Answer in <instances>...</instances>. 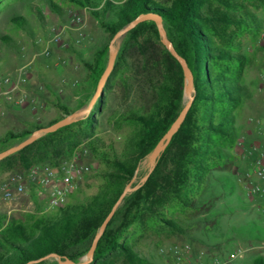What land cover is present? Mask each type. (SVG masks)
<instances>
[{
  "label": "trees",
  "instance_id": "16d2710c",
  "mask_svg": "<svg viewBox=\"0 0 264 264\" xmlns=\"http://www.w3.org/2000/svg\"><path fill=\"white\" fill-rule=\"evenodd\" d=\"M5 1L0 0V10ZM44 1L55 13L60 12L58 0ZM63 1L86 8L111 38L142 14L159 16L168 38L186 59L194 77L195 99L184 123L148 180L126 196L100 238L90 263L145 264V257L136 250L135 239L143 234L146 222L181 230L175 213L183 209H205L217 197L213 184L227 178L215 179V173L230 171L237 159L233 151L238 141L237 111L247 98L243 74L249 57L234 51L232 42L239 31L260 30L262 23L246 9L243 0ZM259 1L264 3V0ZM11 22L19 29L28 30L29 21L24 15L14 14ZM2 41L10 43L13 39L3 36ZM134 49L154 101L118 119L119 127L123 124L129 127L123 137L122 152L118 153L114 144L103 142L95 116L103 112V95L110 87L111 78L117 76L120 67L130 66ZM108 57L109 44L95 53L92 62L84 63L86 81L94 91ZM185 88L182 67L162 44L156 23L146 21L130 30L93 111L0 161V167L8 168L19 165L26 169L34 163L56 166L63 159H71L86 141L81 152L87 148L91 158L100 164L99 171L92 177L97 181L95 193L85 194L80 199L74 196L82 193L79 188L70 196V199L75 197L73 201L53 215L40 217L29 225L9 223L0 234V264H59L45 259L52 254L77 262L86 254L103 221L134 178L139 163L149 157L181 112ZM55 106L62 115L49 125L77 110L60 102ZM82 106L80 104L78 109ZM33 131H8L0 137V150L22 142ZM223 184L229 186L226 182ZM4 218L0 216V224ZM252 264H264V257H257Z\"/></svg>",
  "mask_w": 264,
  "mask_h": 264
},
{
  "label": "rangeland",
  "instance_id": "374dc122",
  "mask_svg": "<svg viewBox=\"0 0 264 264\" xmlns=\"http://www.w3.org/2000/svg\"><path fill=\"white\" fill-rule=\"evenodd\" d=\"M57 3L61 6L59 13H55L44 0H7L1 6L0 79L14 74L29 61L34 52H40L47 41L62 29V39L69 45L54 46L49 56L40 55L37 58L24 85L29 97L28 103L17 106L6 102L4 109L0 111V137H4L8 131L18 133L35 130L37 126H48L62 115V111L55 106L57 102L70 109H77L74 113L89 109L85 116L93 111L94 105L90 106V103L95 91L86 81L87 69L84 63L92 62L95 53L110 44L113 38L86 8L67 4L63 0H58ZM243 3L261 21L262 28L239 31L232 42L235 45L234 51L249 57L243 74L247 98L237 111L238 141L233 148L237 159L230 171L215 173V179L227 178L221 183L213 184L212 189L217 197L205 209H183L175 213L174 216L182 226L181 230L158 227L152 222H146L143 234L135 239L136 250L145 257V264H252L257 257H264V201L249 198L245 190V175L256 156L253 148L260 140L256 121L264 117V3L259 0H243ZM14 14L24 15L28 19V30L13 26L11 18ZM77 16L82 17L80 25L73 24V19ZM3 36L11 37L13 42L2 41ZM126 36L127 33L115 43L118 54ZM23 48L27 50L25 56L22 54ZM139 59L137 50H132L130 66L120 67L117 76L111 78L110 87L103 95V112L95 116L103 142L107 145L114 144L118 153L122 152L123 137L129 131L126 124L121 127L117 125L118 119L154 101V94L146 75L141 71ZM80 104L83 106L78 109ZM86 145L84 141L71 159L61 161H72L80 156L78 160L81 163L92 165L93 171L86 174L80 186L79 191L82 193L74 194L80 199L85 194L96 192L97 181L92 177L100 168L99 161L91 158L87 148L81 152V148ZM35 164L42 163H34L30 167ZM29 168L22 169L19 165L14 168L0 167V184ZM148 170L147 158L136 168L135 183ZM223 182L229 186H224ZM74 198L69 199V202ZM9 202L14 201L0 200V216H5L0 224V234L13 221L29 225L40 217L56 212L47 211L45 205L33 195L22 198L18 205H11ZM87 254L88 252L77 262H82ZM47 259L50 263H59L56 258Z\"/></svg>",
  "mask_w": 264,
  "mask_h": 264
},
{
  "label": "built area",
  "instance_id": "2783aa9c",
  "mask_svg": "<svg viewBox=\"0 0 264 264\" xmlns=\"http://www.w3.org/2000/svg\"><path fill=\"white\" fill-rule=\"evenodd\" d=\"M82 22L81 16L73 19L74 25H80ZM63 30L56 32L40 49V52H34L29 61L19 67L14 74L0 79V111L4 109L6 102H12L17 106L28 103L29 97L24 85L33 65L40 55L49 56L54 46L69 45L62 39ZM26 53L27 50L23 48L22 54L25 56ZM256 122L260 131V140L253 148L256 156L245 175V190L249 198L264 201V117ZM78 158L56 166L35 164L24 173L12 175L0 184V200L14 201L23 195H33L45 205L47 211L64 208L70 196L80 188L86 174L93 171L92 165L81 163ZM233 258L236 256L233 255Z\"/></svg>",
  "mask_w": 264,
  "mask_h": 264
},
{
  "label": "water",
  "instance_id": "95a60500",
  "mask_svg": "<svg viewBox=\"0 0 264 264\" xmlns=\"http://www.w3.org/2000/svg\"><path fill=\"white\" fill-rule=\"evenodd\" d=\"M146 21H154L156 23L160 37H161L162 44L167 48V50L170 52V54L179 62V64L182 67L184 76L186 78L184 106H183L181 112L179 113L178 117L176 118V120L172 123L169 130L165 133V135L161 138V140L157 143V145L153 149L152 153L149 155V157H148L149 172L147 173L146 176H144L141 179L140 183L133 186L135 181H136V177H134L132 179V181L128 184V186L125 188L124 192L122 193V195L120 196L118 201L113 206L111 212L108 214V216L103 221L99 232L95 235L93 242L91 244V247H90L88 254L85 257V259L82 262H75V261H73L67 257H61L57 254L49 255L45 259L56 258L59 260V264H90L92 262V260L94 258L95 251H96L98 243H99V240L102 237V235L104 234V232H105L109 222L112 220L115 212L117 211L119 206L123 203L124 199L126 198V196L129 193L137 190L142 184H144L148 180L149 176L154 171L161 155L164 153L166 148L169 146L174 135L181 128L182 124L184 123V121H185V119H186V117H187V115H188V113L192 107V104H193L194 99H195L193 74L189 68V65H188L186 59L183 58L177 52L173 43L168 38L167 31L164 28L162 19L159 16L152 15V14H142V15L138 16L127 27H125L123 30L118 32L113 37V40L109 44L108 63H107L106 69L104 70V72H103V74L99 80V83L97 85V89H96L94 96L91 100L90 106L94 105L96 103L97 99H99L101 97L102 92L104 90V87L107 83V80H108L109 76L111 75V73L114 69L115 62H116L117 55H118V50H117V47L115 45L117 39L119 37H121L122 35L128 33L130 30H132L134 27H136L140 23H143ZM88 110L81 111L78 113H73V114H71V115L51 124V125L43 126V127H39L37 129H35L25 140H23L19 144L1 151L0 152V161H2L3 159L21 151L22 149L26 148L27 146L33 144L35 141H37L38 139H40L44 135L49 134V133H53V132H55V131L63 128V127L71 125V124L75 123L76 121L82 119L86 115Z\"/></svg>",
  "mask_w": 264,
  "mask_h": 264
},
{
  "label": "crops",
  "instance_id": "0c3cea01",
  "mask_svg": "<svg viewBox=\"0 0 264 264\" xmlns=\"http://www.w3.org/2000/svg\"><path fill=\"white\" fill-rule=\"evenodd\" d=\"M30 195H23V196H21L19 199H17V200H14V202H9V204H16V205H18V204H20V200L22 199V198H27V197H29Z\"/></svg>",
  "mask_w": 264,
  "mask_h": 264
}]
</instances>
